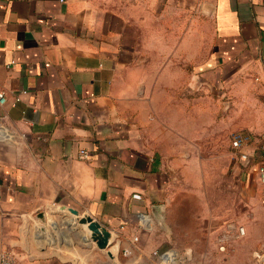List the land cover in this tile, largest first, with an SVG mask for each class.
<instances>
[{
	"label": "crops",
	"instance_id": "0c3cea01",
	"mask_svg": "<svg viewBox=\"0 0 264 264\" xmlns=\"http://www.w3.org/2000/svg\"><path fill=\"white\" fill-rule=\"evenodd\" d=\"M195 77L205 125L210 91L252 101L260 115L241 134L251 164L233 150L232 171L254 191L264 0H0V254L14 264H157L133 243L139 215L163 222L179 187L193 213L194 189L214 183L194 166ZM85 215L110 231L107 249L80 224ZM185 220L194 229L198 217Z\"/></svg>",
	"mask_w": 264,
	"mask_h": 264
},
{
	"label": "rangeland",
	"instance_id": "374dc122",
	"mask_svg": "<svg viewBox=\"0 0 264 264\" xmlns=\"http://www.w3.org/2000/svg\"><path fill=\"white\" fill-rule=\"evenodd\" d=\"M164 79L169 84L170 77ZM185 79V76H179V85ZM194 79V166L198 174H201V167L208 171L214 183H206L204 187L199 183L200 186L194 189L193 213L186 211L185 188L179 187L178 190L183 191L178 196L180 202L168 209L163 222H151L142 228L133 236V243L144 252L145 257H141L149 263L258 264V255H264V184L258 178L259 183H253L255 190L250 192L248 183H242L240 176L236 178L232 171L238 163L232 146L233 137L247 135L248 120L257 117L258 112L252 101L245 103L240 99L233 102L235 96L232 92L219 95L210 91V115L208 125H205L203 113L207 109L201 99H205L206 94L198 88L200 78ZM183 93L184 90L178 91L179 99L184 98ZM217 100H222L225 107L220 108ZM184 106L179 103V117L184 114ZM178 130L185 132V124H179ZM251 134L254 135L253 132ZM181 146L185 152L184 140ZM217 180L222 183H217ZM191 205L188 204V209ZM186 214L198 217L194 220V229H187ZM188 246L197 250H181ZM169 253L175 255L172 261Z\"/></svg>",
	"mask_w": 264,
	"mask_h": 264
},
{
	"label": "built area",
	"instance_id": "2783aa9c",
	"mask_svg": "<svg viewBox=\"0 0 264 264\" xmlns=\"http://www.w3.org/2000/svg\"><path fill=\"white\" fill-rule=\"evenodd\" d=\"M8 103L7 95L6 93L0 89V107L6 106ZM247 144L246 139L242 135H236L233 137L232 146L233 149L236 151L239 159L243 162L248 164H251V160L253 156L250 153L244 152L243 148ZM89 155L86 151L81 152V158L88 159ZM257 175L261 183L264 184V161L260 162L257 168ZM140 220V226L142 228L148 226L151 223V217L147 214H140L139 215ZM243 231V230H242ZM168 255V254H166ZM170 258L172 261V258L175 257L174 253L170 254ZM258 264H264V255H258ZM0 264H14V260L10 255H7L5 253L0 254Z\"/></svg>",
	"mask_w": 264,
	"mask_h": 264
},
{
	"label": "water",
	"instance_id": "95a60500",
	"mask_svg": "<svg viewBox=\"0 0 264 264\" xmlns=\"http://www.w3.org/2000/svg\"><path fill=\"white\" fill-rule=\"evenodd\" d=\"M61 210H67L75 215H78L79 212L76 209L67 207V206H61ZM80 224L87 225L88 231L90 233V238L93 242L96 243L97 247L99 249L105 250L110 245L111 241V233L108 231L106 227H104L102 224H100L97 220L94 218L85 215L80 219ZM110 257L114 258L115 255L113 253H109Z\"/></svg>",
	"mask_w": 264,
	"mask_h": 264
}]
</instances>
